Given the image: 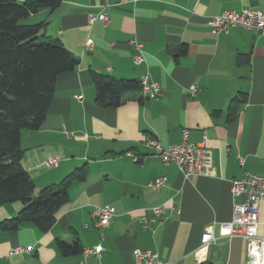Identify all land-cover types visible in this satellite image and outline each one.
Wrapping results in <instances>:
<instances>
[{"label": "crops", "instance_id": "obj_1", "mask_svg": "<svg viewBox=\"0 0 264 264\" xmlns=\"http://www.w3.org/2000/svg\"><path fill=\"white\" fill-rule=\"evenodd\" d=\"M60 2L51 13L29 18H47L44 33L59 38L79 62L57 76L40 127L20 131L21 164L34 194L76 167L85 164L87 171L69 185L48 229L30 222L0 227V264H145L132 255L136 248L150 249L162 264H248L245 239L221 235L218 226L242 199L232 195L231 181L246 172L264 174V37L241 27L215 33L208 21L223 10L264 11V0ZM103 10L106 21H88V13ZM87 38L90 49L84 48ZM134 41L144 55L138 63ZM93 73L134 80L146 73L161 95L144 97L138 89L119 105L103 107ZM184 128L193 143L206 134L204 174L183 177L147 144L150 138L164 146L177 143ZM52 156L58 162L47 166ZM159 176L166 182L153 189L148 183ZM103 205L113 216L95 227L91 211ZM156 205L165 211L151 220ZM21 206L18 200L2 204L0 221ZM258 212V233L264 236V201ZM208 226L214 239L202 247ZM75 238L78 252L66 255L56 246L57 240ZM95 246L99 255L82 253Z\"/></svg>", "mask_w": 264, "mask_h": 264}, {"label": "trees", "instance_id": "obj_2", "mask_svg": "<svg viewBox=\"0 0 264 264\" xmlns=\"http://www.w3.org/2000/svg\"><path fill=\"white\" fill-rule=\"evenodd\" d=\"M62 0H0V206L20 201L16 215L1 220V229L12 230L30 222L46 230L53 223L56 210L68 198L73 180L85 177V164L76 167L57 183L35 185L21 164L22 129H38L46 117L54 95L55 81L62 73L76 69L79 58L62 41L44 33L47 18L24 21L39 11H54ZM97 103L103 107L119 105L124 95L137 91L139 80L115 79L93 73ZM63 254L80 251L72 242L57 240ZM212 264V263H205Z\"/></svg>", "mask_w": 264, "mask_h": 264}, {"label": "built area", "instance_id": "obj_3", "mask_svg": "<svg viewBox=\"0 0 264 264\" xmlns=\"http://www.w3.org/2000/svg\"><path fill=\"white\" fill-rule=\"evenodd\" d=\"M133 1V0H130ZM135 1V0H134ZM102 21L107 20V12L101 11L96 14L88 13V21L92 22L95 19ZM209 25L211 31L217 33L219 31H225L230 27H241L246 30H254L264 37V11L259 9L243 8L239 11L235 10H223L221 13L210 18ZM136 53L134 55V62L138 63L143 60L142 45L138 41H134ZM93 45V41L87 38L84 43L85 49H90ZM148 74L140 75V89L144 97H157L161 95V86L154 81L150 80ZM196 86L190 85L189 91L194 92ZM79 98L80 95L76 94ZM189 130L184 128L182 130L181 140L177 143L162 145L157 139H148L147 144L155 149V152L159 155L161 160L166 163H172L177 165L182 176L187 178L192 175L204 174L205 160L207 153V138L206 134H203L200 143L190 142L186 137ZM137 160V157H133ZM58 162L57 156H52L47 159L46 165L52 166ZM240 163L242 159L239 158ZM165 176H159L150 181L148 185L150 187L158 188L165 184ZM231 186V192L233 196H241V201L234 203L232 217L229 221L220 223L219 233L224 236H240L246 241V255L248 257V264H264V236L259 235L258 227L261 223L259 219L260 203L264 201V174L246 172L243 176L233 179ZM152 217L151 220L164 214V206L156 205L151 207ZM91 219H93V225L100 227L106 221L113 216V210L108 205L95 206L91 211ZM142 223L147 224L148 220L142 218ZM214 239L213 230L211 226H208L206 231L201 234V246L206 245ZM27 250V248H17L15 251ZM84 255L100 254V247H86L83 249ZM153 251L150 249L133 250V256L136 261L143 260L145 264H162Z\"/></svg>", "mask_w": 264, "mask_h": 264}, {"label": "rangeland", "instance_id": "obj_4", "mask_svg": "<svg viewBox=\"0 0 264 264\" xmlns=\"http://www.w3.org/2000/svg\"><path fill=\"white\" fill-rule=\"evenodd\" d=\"M30 21V18L29 17H27V18H24V21Z\"/></svg>", "mask_w": 264, "mask_h": 264}]
</instances>
